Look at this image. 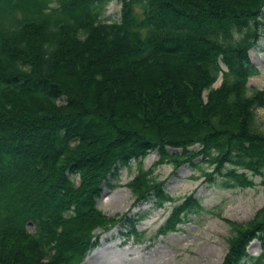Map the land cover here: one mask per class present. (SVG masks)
I'll use <instances>...</instances> for the list:
<instances>
[{"label":"trees","instance_id":"1","mask_svg":"<svg viewBox=\"0 0 264 264\" xmlns=\"http://www.w3.org/2000/svg\"><path fill=\"white\" fill-rule=\"evenodd\" d=\"M104 3L0 0V264H81L95 230L127 222L137 236L126 214L108 219L96 205L131 162L133 207L176 203L156 235L204 212L164 193L159 165L205 164L204 181L224 190L253 177L264 187V90L246 86L264 0H121L109 23ZM226 224L220 264H264V204ZM253 240L257 256L246 253Z\"/></svg>","mask_w":264,"mask_h":264},{"label":"rangeland","instance_id":"2","mask_svg":"<svg viewBox=\"0 0 264 264\" xmlns=\"http://www.w3.org/2000/svg\"><path fill=\"white\" fill-rule=\"evenodd\" d=\"M120 7L121 0H105L100 10L102 17L107 18L108 23L117 20ZM134 12L139 13L137 7H134ZM260 31L257 43L248 52V58L257 71L247 80L248 90H264V27ZM218 85L219 79L212 86L215 88ZM255 116L258 129H264V109H257ZM156 160L155 152L148 153L141 161L142 169L148 170ZM135 171L133 162L128 168H120L116 177L109 178L103 185L96 205L108 219L117 220L126 214L138 235L127 233V222L117 224L109 231L95 230L93 234L97 237V246L81 264H220L226 253L229 235L226 222L245 223L264 204V187L259 185L258 177L252 178L253 186L249 188L224 190L204 181L201 172L210 171L205 164H199L195 169L184 165L175 171L170 165H159L151 175L157 182L164 181V193L174 199L191 195L199 201L204 212L189 216L177 225L175 232L156 235L176 203H164L156 208L150 199L133 207L134 198L126 184ZM27 230L34 233V225L28 223ZM246 253L258 255L256 240L248 244Z\"/></svg>","mask_w":264,"mask_h":264}]
</instances>
